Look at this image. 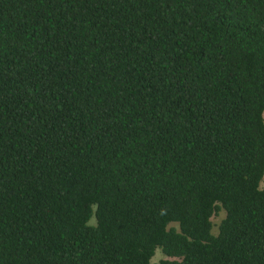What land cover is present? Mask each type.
Instances as JSON below:
<instances>
[{
	"label": "trees",
	"instance_id": "trees-1",
	"mask_svg": "<svg viewBox=\"0 0 264 264\" xmlns=\"http://www.w3.org/2000/svg\"><path fill=\"white\" fill-rule=\"evenodd\" d=\"M263 113L264 0H0V264H264Z\"/></svg>",
	"mask_w": 264,
	"mask_h": 264
},
{
	"label": "rangeland",
	"instance_id": "rangeland-1",
	"mask_svg": "<svg viewBox=\"0 0 264 264\" xmlns=\"http://www.w3.org/2000/svg\"><path fill=\"white\" fill-rule=\"evenodd\" d=\"M263 120H264V113H263ZM225 213L220 211L216 216L212 218V234L217 235L218 233V226L221 220L224 218ZM93 224V220L90 221ZM166 257L160 252V250H156L155 255L152 258V263H157L158 261L165 259Z\"/></svg>",
	"mask_w": 264,
	"mask_h": 264
}]
</instances>
